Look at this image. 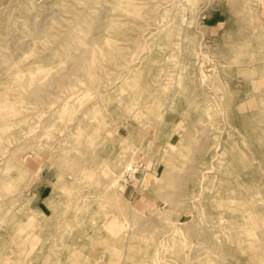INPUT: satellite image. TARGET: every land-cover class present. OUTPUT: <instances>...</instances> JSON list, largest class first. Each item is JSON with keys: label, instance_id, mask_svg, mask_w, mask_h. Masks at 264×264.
<instances>
[{"label": "rangeland", "instance_id": "1", "mask_svg": "<svg viewBox=\"0 0 264 264\" xmlns=\"http://www.w3.org/2000/svg\"><path fill=\"white\" fill-rule=\"evenodd\" d=\"M0 264H264V0H0Z\"/></svg>", "mask_w": 264, "mask_h": 264}]
</instances>
